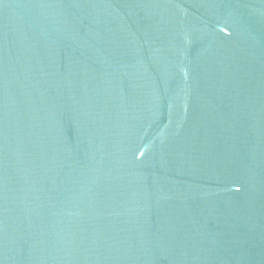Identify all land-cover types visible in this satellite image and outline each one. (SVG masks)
<instances>
[{
  "label": "water",
  "instance_id": "1",
  "mask_svg": "<svg viewBox=\"0 0 264 264\" xmlns=\"http://www.w3.org/2000/svg\"><path fill=\"white\" fill-rule=\"evenodd\" d=\"M0 264H264V0H0Z\"/></svg>",
  "mask_w": 264,
  "mask_h": 264
}]
</instances>
